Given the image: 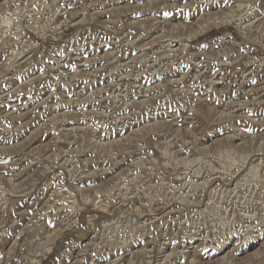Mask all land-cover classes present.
I'll use <instances>...</instances> for the list:
<instances>
[{"label":"rangeland","instance_id":"rangeland-1","mask_svg":"<svg viewBox=\"0 0 264 264\" xmlns=\"http://www.w3.org/2000/svg\"><path fill=\"white\" fill-rule=\"evenodd\" d=\"M0 33V264H264V0H0Z\"/></svg>","mask_w":264,"mask_h":264},{"label":"bare ground","instance_id":"bare-ground-1","mask_svg":"<svg viewBox=\"0 0 264 264\" xmlns=\"http://www.w3.org/2000/svg\"><path fill=\"white\" fill-rule=\"evenodd\" d=\"M201 2V1H200ZM116 4V3H115ZM196 7V6H195ZM141 12V11H140ZM252 18V17H251ZM248 19V18H247ZM4 21H7L6 23L7 24H9L10 25V23L12 22V20H10V19H8L7 17H4V19H3ZM260 28V27H259ZM9 31V30H8ZM3 32H6V31H3ZM256 33V32H255ZM1 34V33H0ZM147 35V34H146ZM174 40V39H173ZM176 41V40H175ZM181 42V41H180ZM135 47V46H134ZM184 47V46H183ZM136 48V47H135ZM170 48V47H169ZM263 50V49H262ZM255 51V50H254ZM96 53V52H95ZM5 55V54H4ZM117 57V56H116ZM115 57V58H116ZM253 59V58H252ZM262 59V58H261ZM138 62V61H137ZM143 62V61H142ZM60 63V62H59ZM89 66V65H88ZM253 67V66H252ZM158 69H159V67H158ZM61 70V69H60ZM250 70H251V68H250ZM249 70V71H250ZM260 70V69H259ZM148 71V70H147ZM162 71V70H161ZM252 72V71H251ZM257 72V71H256ZM112 73V72H111ZM153 73V72H152ZM154 73H155V71H154ZM109 74V73H108ZM142 74V73H141ZM158 75V74H157ZM86 76V75H85ZM207 76V75H206ZM88 77V76H87ZM256 78V77H255ZM63 80V79H62ZM77 80V79H76ZM243 80V79H242ZM115 81V80H114ZM98 82V81H97ZM65 83V82H64ZM71 83V82H70ZM1 85V84H0ZM27 85V84H26ZM62 85V84H61ZM100 85V84H99ZM121 86H122V84H121ZM57 87V86H56ZM256 87V86H255ZM8 89V88H7ZM28 90V89H27ZM64 90V89H63ZM22 91V90H21ZM260 91V90H259ZM55 92V91H54ZM247 92V91H246ZM250 92V91H249ZM3 94V93H2ZM250 94V93H249ZM70 95V94H69ZM60 97V96H59ZM10 99V98H9ZM81 101V100H80ZM85 101V100H84ZM259 101V100H258ZM65 102V101H64ZM55 103V102H54ZM63 103V102H62ZM69 103V102H68ZM263 103V102H262ZM24 104V103H23ZM75 104V103H74ZM96 104V103H95ZM85 105V104H84ZM241 105V104H240ZM241 107V106H240ZM122 108V107H121ZM134 109V108H133ZM142 109V108H141ZM19 111V110H18ZM92 111V110H91ZM77 113V112H76ZM127 114V113H126ZM129 114V113H128ZM135 114V113H134ZM121 115V114H120ZM184 115V114H183ZM47 118V117H46ZM51 118V117H50ZM71 119V118H70ZM61 120V119H60ZM74 121V120H73ZM52 122V121H51ZM153 122V121H152ZM130 127V126H129ZM120 135V134H119ZM103 137V136H102ZM130 138V137H129ZM101 139V138H100ZM252 162V161H251ZM250 162V163H251ZM118 165V164H117ZM256 165V164H255ZM116 166V165H115ZM258 166V165H257ZM261 166V165H260ZM109 170V169H108ZM256 170H258V169H256ZM98 176V175H97ZM105 176V175H104ZM233 176V175H232ZM221 178V177H220ZM92 179V178H91ZM211 179V178H210ZM204 182V181H203ZM213 182V181H212ZM211 184V183H210ZM227 191V190H226ZM189 192H190V190H189ZM51 195V194H50ZM190 195H191V193H190ZM56 196V195H55ZM187 196V195H186ZM193 197H194V195H193ZM202 197V196H201ZM186 199V198H185ZM192 201V200H191ZM248 202V201H247ZM181 203H183V202H181ZM198 204V203H197ZM196 204V205H197ZM54 206V205H53ZM199 206V205H198ZM56 208H58V207H56ZM196 208V207H195ZM54 209V208H53ZM192 210V209H191ZM116 211V210H115ZM205 211V210H204ZM247 211V210H246ZM250 212V211H249ZM252 212V211H251ZM142 214V213H141ZM201 215V214H200ZM68 218V217H67ZM167 218V217H166ZM72 219V218H71ZM169 220V219H168ZM151 221V220H150ZM176 222V221H175ZM259 222V221H258ZM160 224V223H159ZM50 225H51V223H50ZM51 227V226H50ZM138 228V227H137ZM166 228V227H165ZM146 230V229H145ZM202 231V230H201ZM149 234V233H148ZM224 241V240H223ZM126 245V244H125ZM111 248V247H110ZM108 251V250H107ZM153 251V250H152ZM108 255V254H107ZM125 256V255H124ZM141 258V257H140ZM151 262V261H150ZM119 263V262H118ZM156 263V262H155Z\"/></svg>","mask_w":264,"mask_h":264}]
</instances>
